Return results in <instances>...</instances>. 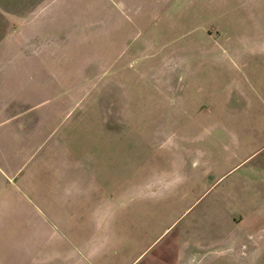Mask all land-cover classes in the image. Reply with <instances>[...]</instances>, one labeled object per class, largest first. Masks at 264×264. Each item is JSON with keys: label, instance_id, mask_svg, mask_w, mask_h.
<instances>
[{"label": "crops", "instance_id": "obj_1", "mask_svg": "<svg viewBox=\"0 0 264 264\" xmlns=\"http://www.w3.org/2000/svg\"><path fill=\"white\" fill-rule=\"evenodd\" d=\"M8 4L14 12L0 0V264H264V180L253 184L260 193L221 187L235 167L220 174V154L194 146L182 116L170 130H107V142L126 144L101 151L66 146L65 131L55 163L34 159L77 98L64 99L60 49ZM17 181L37 186L28 208L2 192Z\"/></svg>", "mask_w": 264, "mask_h": 264}, {"label": "rangeland", "instance_id": "obj_2", "mask_svg": "<svg viewBox=\"0 0 264 264\" xmlns=\"http://www.w3.org/2000/svg\"><path fill=\"white\" fill-rule=\"evenodd\" d=\"M12 1L16 19L60 49L64 99L77 98L36 161H57L65 131L66 146L115 149L126 143L107 142L105 131L170 130L176 115L194 146L220 154V174L235 167L221 187L264 180V0ZM54 79L50 72V97ZM35 187L17 181L2 192L28 208ZM238 200L246 209L244 196Z\"/></svg>", "mask_w": 264, "mask_h": 264}]
</instances>
